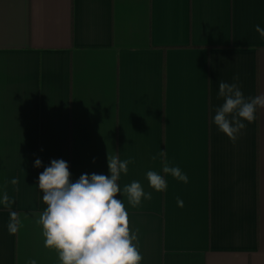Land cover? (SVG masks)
Returning <instances> with one entry per match:
<instances>
[{
	"label": "crops",
	"instance_id": "obj_1",
	"mask_svg": "<svg viewBox=\"0 0 264 264\" xmlns=\"http://www.w3.org/2000/svg\"><path fill=\"white\" fill-rule=\"evenodd\" d=\"M258 24L264 0H0V264H60L35 160L75 181L109 175L108 156L133 161L121 188L152 193L116 197L143 264H264V108L235 142L212 122L220 80L264 95ZM165 164L189 183L154 191Z\"/></svg>",
	"mask_w": 264,
	"mask_h": 264
},
{
	"label": "clouds",
	"instance_id": "obj_2",
	"mask_svg": "<svg viewBox=\"0 0 264 264\" xmlns=\"http://www.w3.org/2000/svg\"><path fill=\"white\" fill-rule=\"evenodd\" d=\"M255 30L264 39V27L258 24ZM218 97L223 103L215 109L212 122L235 142L242 130L256 121L258 111L264 108V95L245 96L237 83L220 80ZM131 163L130 159L108 156L109 175L85 173L73 181L65 160L53 159L49 166L39 158L35 160L37 169L44 168L38 188L46 205L36 223L42 229L45 247L57 252L60 264H143L124 201L116 198L118 194L126 195L133 207L152 199V193L146 192L139 181L120 187V176L127 175ZM163 173H146L149 186L156 192L167 191V175L189 183L188 175L178 166L165 164ZM9 201L7 192L0 191V205ZM177 205L184 207V201L178 198ZM18 227L16 214L10 213L9 234L14 235ZM29 264L37 261L33 259Z\"/></svg>",
	"mask_w": 264,
	"mask_h": 264
}]
</instances>
